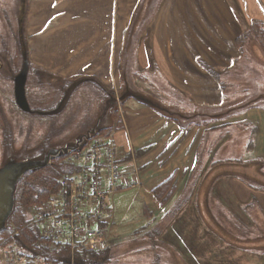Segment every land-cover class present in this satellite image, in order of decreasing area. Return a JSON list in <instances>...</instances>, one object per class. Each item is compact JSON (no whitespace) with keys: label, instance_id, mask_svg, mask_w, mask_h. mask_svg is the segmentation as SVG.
Segmentation results:
<instances>
[{"label":"crops","instance_id":"0c3cea01","mask_svg":"<svg viewBox=\"0 0 264 264\" xmlns=\"http://www.w3.org/2000/svg\"><path fill=\"white\" fill-rule=\"evenodd\" d=\"M58 1L29 2L25 35L31 75L71 78L70 83L88 78L89 85L99 88V92L119 87L122 76H129L124 59L126 47L119 61L111 64L104 59L103 50H99L103 36L97 28L104 19L102 16L107 18V8H125V0L122 6L119 0ZM166 3L165 26L158 30L157 25L151 24L137 41L136 69L138 73L155 70L160 74L167 89L174 92H168L171 94L168 107L198 111L184 114L186 124H182L134 98L139 105L129 103L131 98L116 105L119 118L115 132L99 138L96 142L103 145H96L94 150L115 152L123 163V171L117 190L107 198V218L96 227L105 235L112 252L117 248L126 251L122 258L126 264H173L169 260L173 256L186 259L193 256L200 264L210 259L231 263L232 253L246 250L243 245L229 247L228 240L222 239L226 236L220 228L221 220L215 215V206L229 209L233 199L243 205L254 197L260 204L259 192L236 168L240 163L264 161V106L248 105L236 121L226 120L220 125L211 122L218 117H209L212 125L200 122L204 113L199 110L219 108L228 98L224 80L235 71L241 52L236 40L255 20L264 21V0H167ZM79 8H83V16L90 18L77 19L74 13ZM78 24L87 26L89 32H76ZM133 28L134 22L128 32ZM57 86L59 90L60 85ZM244 124L253 131L249 139L245 138L242 158H222L231 141V130ZM83 167L80 165L74 174L88 170L102 176L107 184L100 160H92ZM173 177L175 197L163 206L153 190ZM189 189H193L192 197L184 210L170 217V210ZM120 191H129L131 204L137 206L127 213L130 220L125 228L118 223L120 215L110 199ZM195 205H199L202 213L196 212ZM230 214L227 210V215ZM154 229L159 234L151 236ZM227 252L229 256L223 255Z\"/></svg>","mask_w":264,"mask_h":264},{"label":"rangeland","instance_id":"374dc122","mask_svg":"<svg viewBox=\"0 0 264 264\" xmlns=\"http://www.w3.org/2000/svg\"><path fill=\"white\" fill-rule=\"evenodd\" d=\"M30 1L0 0V61L2 62L0 66V169L4 165L12 164V162H27L38 153L47 151L56 145H62L69 139L76 137L79 131L86 130L96 122L106 99L121 95L125 86L138 89L168 108V98H170L168 96L174 92L167 89L160 74L155 70L150 73L148 71V73H138L136 69L137 41L148 32L151 24L155 27L157 25L158 30L161 26H165L167 0H135L133 8L130 7L132 0L128 2L125 0L123 2L125 8H116V6L107 8L109 14L107 18L102 16L104 19L101 20V25L97 28L99 35L103 36L102 47L99 50H103L104 59H109L111 64L114 61H119L121 52L126 47L124 59L126 60L125 65H127L125 68L129 70V76H122L120 86L116 89L108 87L106 92L103 90L99 92V88L89 85L90 79L88 78H81L76 83H70L71 78L70 80H62L45 78L44 76L38 77L36 73L31 75L30 71L26 93L31 110L24 111L21 109L15 99V79L28 64L25 20ZM58 2H63V0ZM119 2L122 6V0ZM168 10L170 11L171 8ZM84 13L83 8H79L74 14H77V19L85 18L86 21L90 17L89 15L83 16ZM133 22L135 28L128 32L129 25ZM172 27H175L173 23ZM76 28V32H89V28L84 25L78 24ZM163 31L167 36V32ZM126 36L129 38L126 39ZM160 47L158 44V49ZM205 49L209 50L208 48ZM23 53L26 60L22 59ZM106 54L108 55L107 58H105ZM27 68L29 72L30 67L28 65ZM57 85H60V91ZM224 87L227 89L228 98L222 102L219 108L199 110L204 113V117H201L203 119L200 118L199 120L200 122L203 120L209 123V117H218L211 122L220 125L226 120L236 121L239 116L243 115L242 113L248 105L264 106V48L257 39L251 37L246 40L244 51L240 52L236 60L235 71H231L229 76L225 78ZM129 103L138 104L133 98L130 99ZM115 107L112 108V126L103 129L102 134L90 141L86 149H92L93 142L115 132L119 118V114L115 112ZM170 108L182 114L198 111L189 108L187 111L180 108ZM173 118H179L177 120H180V123L186 124V120L184 121L180 116ZM212 123L209 124L212 125ZM245 126L244 124L231 130V141L229 146L226 145V151L222 152V158L226 156L241 157L240 155L244 154L246 150L245 138L249 139L253 131L250 126ZM103 151L104 149L101 148L100 153ZM248 157L247 155L246 158ZM207 159L206 157V162ZM262 165L252 161L247 165L240 163L236 168V171L246 178L247 183L255 186L257 189L255 191L259 192L260 204L247 209L238 203H234L235 200L233 199L234 202L229 204V209L225 206H215V215L221 220L222 232L228 235L227 237L231 240L243 245L242 248L246 250L232 253V255L234 254L230 258L232 264H264V193L262 192L264 191V167ZM21 180L18 181L14 192L15 208ZM110 199H112V205H116L120 215L118 223L122 225V228H125L130 220L127 213L131 208L137 207L130 202V192L120 191L112 195ZM227 210L231 211L230 216L227 215ZM237 216L250 226L249 230L238 226L239 224L234 221ZM11 217L1 231L11 227ZM1 231L0 264H40L37 259L28 256L25 250L18 249L15 245L4 244L6 234H1ZM240 236H244V238L241 239ZM248 237L251 239L248 240ZM123 252L126 251L114 249L112 252L113 257L116 258V261L114 258V262L126 264L122 259L124 257ZM225 254L229 256L228 252L223 255ZM169 260L173 264H180V262H183L182 264H196L193 256L190 259L173 256Z\"/></svg>","mask_w":264,"mask_h":264},{"label":"trees","instance_id":"16d2710c","mask_svg":"<svg viewBox=\"0 0 264 264\" xmlns=\"http://www.w3.org/2000/svg\"><path fill=\"white\" fill-rule=\"evenodd\" d=\"M251 37L257 39L264 48V21L255 20L237 38L236 44L241 52L244 51L246 40ZM256 163L263 164L262 167H264L263 160H259ZM79 168L80 165L65 161V157H60L54 159L50 165L25 174L20 182L16 208L10 219L11 227L1 231V234H6L4 244L15 245L18 249L25 250L28 256L37 259L40 264H117L113 261V253L109 244L104 250H87L81 248L72 251L67 243L42 237L40 224L35 220V216L49 212L55 195L61 189L62 179L78 171ZM250 185L253 186L252 184ZM253 187L255 188V186ZM175 190L176 182L173 177L156 187L153 192L161 201L162 205L165 206L173 197ZM192 192L193 189H189L183 198L173 206L169 212L170 217L184 210L183 208L192 197ZM255 205H258V201L254 197L248 204H241L240 206L249 209ZM195 207L198 209L196 210L198 214L202 213L201 210L199 211V205H195ZM236 220V223L239 224L238 226L247 228L248 230L250 229V226L239 218V216H237ZM252 222L254 223V221ZM236 223L234 224L236 225ZM155 231L157 230L150 231L152 233L151 236L158 232ZM223 234L226 237L222 239L224 241L228 240L227 244L229 247L241 246L237 241L228 238V235L224 232ZM240 238L243 239L244 236H240ZM248 238V240L251 239V237ZM214 263L229 264L222 260L210 259L209 261H204V264ZM196 264L200 263L196 262Z\"/></svg>","mask_w":264,"mask_h":264},{"label":"built area","instance_id":"2783aa9c","mask_svg":"<svg viewBox=\"0 0 264 264\" xmlns=\"http://www.w3.org/2000/svg\"><path fill=\"white\" fill-rule=\"evenodd\" d=\"M93 143L92 149L85 146L81 151L71 152L68 159L82 167L92 160H100L108 178L107 184L103 183L102 176L88 170L67 175L62 179L61 189L55 195L49 212L35 217L40 224L42 237L67 243L72 251L107 248V239L96 224L106 220L107 198L117 190L122 177L123 163L120 157L111 150L101 153L100 149L94 150L102 142Z\"/></svg>","mask_w":264,"mask_h":264},{"label":"water","instance_id":"95a60500","mask_svg":"<svg viewBox=\"0 0 264 264\" xmlns=\"http://www.w3.org/2000/svg\"><path fill=\"white\" fill-rule=\"evenodd\" d=\"M27 78L28 68L26 64L22 73L17 77L15 85L16 101L24 111L31 110L26 93ZM128 98H134L141 103L159 110L167 116H180L181 118L186 117L181 112H177L170 107L167 108L166 106L160 104L157 100L143 94L138 89L132 88L131 86H125L121 95L118 97L112 96L107 98L96 122L91 125V127L78 133L76 137L69 139L62 145H56L49 148L47 151L38 153L27 162H12V164L4 165L0 169V231L4 229L7 220H9L14 212V192L18 181L21 180L28 171H36L50 165L55 158L66 156L73 151H81L83 147L91 139L99 135L103 129L112 126V108L118 105V103L124 102Z\"/></svg>","mask_w":264,"mask_h":264},{"label":"flooded vegetation","instance_id":"af4514ba","mask_svg":"<svg viewBox=\"0 0 264 264\" xmlns=\"http://www.w3.org/2000/svg\"><path fill=\"white\" fill-rule=\"evenodd\" d=\"M22 59L24 60L25 58H24V53L22 54ZM26 60V59H25ZM1 61H0V66H1ZM28 66H29V64H27ZM30 67V66H29ZM30 73V68H29V72H28V74ZM19 76V75H18ZM17 76V77H18ZM17 77H16V79H17ZM16 79H15V85H16ZM27 81H28V78H27ZM16 99V98H15ZM16 103H17V101H16ZM18 104V103H17ZM19 106V105H18ZM20 107V106H19ZM21 108V107H20ZM22 109V108H21Z\"/></svg>","mask_w":264,"mask_h":264}]
</instances>
